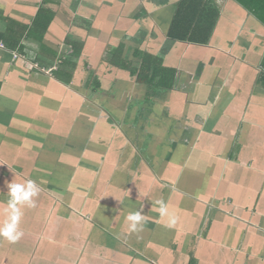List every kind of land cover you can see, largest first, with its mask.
<instances>
[{
	"label": "crops",
	"instance_id": "obj_1",
	"mask_svg": "<svg viewBox=\"0 0 264 264\" xmlns=\"http://www.w3.org/2000/svg\"><path fill=\"white\" fill-rule=\"evenodd\" d=\"M0 41V114L20 94L14 117L23 118L29 99L40 118L51 116L42 150L55 155L70 188H86L49 192L46 203L39 197L41 208L20 206L23 236L15 243L0 237V264H148L151 256L161 264H264L263 21L237 0H0ZM31 48L42 49L43 59ZM74 52L79 58L66 72L75 77L65 76L66 84L54 72ZM76 107L81 123L115 111L127 130H107L110 141L95 132L103 139L87 149L92 153L74 139L62 151L74 135ZM131 110L139 112L133 125ZM143 115L145 143L162 148L147 146L149 159L137 152ZM122 152L132 156V175H117ZM195 154L209 156L199 157L206 165L199 195L180 191ZM86 163L99 178L73 177ZM142 163L161 173L142 180ZM173 171L174 181L164 179ZM203 196L208 200L195 199ZM8 199L0 198V228ZM157 201L178 217L175 226H167ZM137 211L154 229L130 230L126 217ZM40 248L46 250L38 254Z\"/></svg>",
	"mask_w": 264,
	"mask_h": 264
},
{
	"label": "rangeland",
	"instance_id": "obj_2",
	"mask_svg": "<svg viewBox=\"0 0 264 264\" xmlns=\"http://www.w3.org/2000/svg\"><path fill=\"white\" fill-rule=\"evenodd\" d=\"M47 19L43 20V22H45ZM49 22V20H48ZM47 22V23H48ZM39 28H40V32L42 30V25L39 24ZM45 28V27H44ZM44 39H46L45 36H41ZM42 40V41H43ZM73 42V39L72 41ZM70 42V43H71ZM60 40L57 41L54 45L56 51L51 50L52 53L56 52L58 54V50H59V44ZM30 47V46H27ZM53 47V48H54ZM45 49V48H44ZM31 51L34 52L35 56H40V58L43 59V55L41 53L42 49H32ZM45 53L50 54L49 50H47ZM42 55V56H41ZM78 53L74 52L73 55H71L70 57V61H68L65 64H61L59 63L57 65L56 63V69L54 72L55 77L60 78L61 80L64 81V83L67 84V82L65 81V76L66 77H75L74 72L68 73L66 72L67 66H71L74 67L73 64L75 65V60L77 61L79 57H77ZM61 59V58H60ZM65 59V58H64ZM58 61V60H57ZM62 61V60H61ZM40 62L42 63V61L40 60ZM153 75L156 76V70L153 72ZM153 76V79H154ZM151 79V78H150ZM30 81L34 80V79H29ZM69 80V79H67ZM151 84L154 83L150 81ZM145 93V91H144ZM146 94V93H145ZM16 99L11 100V103H9L6 107H5V113L0 114V124H5L6 126L0 129V178H1V189H0V198L1 200L5 199L7 197V195L9 196L8 192V185L11 183H23L27 180H33L36 182V187L38 189H40V191L37 193L36 196H33L30 198L31 202L34 203V207H30L28 206V202H25L22 206L24 209L26 210H31L33 208H41L40 207V203L38 201L39 197L41 198V201H45V203L47 202V199L50 198L49 197V192L51 194H56L57 192L63 196L66 192V190H72L74 193L76 191L82 190V191H86L85 187H80V186H75L73 184V188H70L71 185L68 183L69 179H67V176L65 175V170L58 167L55 168L53 165V157L55 156L52 153H49L46 150H42V144L44 145L45 141L47 140V137L49 136V130H52L51 128H53L54 126V121L52 120L51 116H43L40 118V110L38 107L33 106L34 102L32 100L29 99L30 105H32L29 110L28 106L25 105L23 107L24 109V113H23V118L22 117H14L15 115V110L17 108V101L19 99L20 94L15 95ZM60 106V105H59ZM59 106H55L56 108H58ZM135 106V105H133ZM147 106V105H146ZM146 106H142L141 109L143 107L146 108ZM104 107V106H103ZM120 107V106H118ZM107 108H111L110 106H105L104 110ZM53 106L49 107V114L52 112ZM79 108H73V115H72V123H69V128L70 130L73 132V137L69 139V143L68 145H65L63 147V150L69 146L72 142V140L74 139V145H80L82 144L83 147L87 150L88 148H91L93 146H95V143L98 142L99 140L103 139L102 137L105 136L106 141H110V137L108 138L109 135H107V130H115L114 128H116L117 130H120L121 132H124V130H127L126 126L124 125L125 123L121 120H117L118 118V114L114 111V112H106V115L108 117H110L109 119L106 118V120H103L102 122H94V121H89V119H87V122H79L77 120V110ZM88 108H84L83 110H86ZM108 110V109H107ZM128 114H131L129 117V120L127 121L128 123H131V125H133L134 123L138 122L136 121V112L135 110H131V111H127ZM110 113V114H108ZM111 115V116H110ZM113 117V119H112ZM144 115L141 116V121L140 123H142V125H137V129H140V133L142 134V137L140 138L141 144L140 147L142 148H137V152H139L142 156H144V154H146L145 159H149V155L151 154H147L145 148L147 146H149V144L145 143V132H147V129H149V127L146 125V123L143 121L144 119ZM108 119V120H107ZM89 121V122H88ZM114 121H117V123H115ZM112 124H117L114 127H111ZM155 128V127H154ZM95 132H98V134L100 133L99 136H102L101 138L95 137ZM135 132V131H134ZM129 133L131 135V139H133L134 141H137L139 138L135 133ZM105 134V135H104ZM153 136H149V139H151ZM109 139V140H108ZM121 139H123V137H121ZM113 140L115 141V144H117L119 138L118 137H114ZM125 140V139H124ZM204 140V139H202ZM2 141H5L2 143ZM103 144H105V142H101ZM153 147H148L149 151H162V148L157 147L160 145H153ZM154 147H156L154 149ZM95 149V148H92ZM65 151L68 153V148L65 149ZM93 151V150H92ZM96 152V151H95ZM203 152V151H201ZM87 153H92L90 150H87ZM75 155V153H74ZM136 155L134 154L133 157H135ZM75 157V156H74ZM128 157H132L129 153H120V159H122V163L124 165V167H120L117 169V175H123L126 176L127 173H129V175H132L131 172L129 171H133L134 169L132 167H128L131 164V160H129ZM199 157H209L208 155L205 154H200L198 156H196L193 159H196V161L191 160L190 162V169L189 171H187V174L184 177V181H182L181 186H180V191L182 192L181 189H187L188 191H190V193L192 195H199V193L203 192L200 191L199 189V184L201 181V184L203 182V179L201 178V175L203 174V169H200L201 167L206 166L204 163V158H199ZM199 158V159H198ZM140 159V158H139ZM207 164V163H206ZM69 165L68 164V168L66 170V173L69 171ZM96 168L95 165L93 164H89L86 163L83 166L79 167V169L77 168L76 170H74V174L73 177H90V178H99L98 176H95L94 174V169ZM114 171V168H113ZM192 171L196 174V176L192 175ZM134 172V171H133ZM135 172H137V169H135ZM80 173H84L83 176H80ZM156 173H161V170L158 169L157 167L154 168H149L147 164L142 163L140 165V176L142 178V180L145 179L147 174H151V175H155ZM171 174L165 173L163 175L164 179H168L170 181H174V178L177 177V171H173L170 172ZM217 173V170L215 171V173H213V178H215V174ZM220 173V172H219ZM218 173V175H219ZM115 175V174H113ZM71 176V174H70ZM69 176V177H70ZM212 177H208L207 179L209 181H211L212 183H215L217 186V182H221L219 179H213ZM126 180V179H124ZM234 181V180H233ZM7 189V191L5 192V190ZM76 190V191H75ZM44 192H46L47 194H45ZM68 192V191H67ZM110 199V197H109ZM196 200L199 201H207L208 198L207 197H201L195 198ZM60 200H64V198H60ZM111 200V199H110ZM113 202L110 201L109 204H112ZM1 205L2 207L5 206L4 201H1ZM43 205V202H42ZM192 203L190 201H186L185 206L186 208H191ZM19 206V207H20ZM214 207H219V205L214 204ZM60 210V208L58 209ZM62 211V209H61ZM31 215V212H29ZM61 213H57V216H59ZM70 214V213H69ZM29 215V216H30ZM65 216V215H64ZM187 221V219H186ZM207 223V221H203L202 224ZM35 227V226H34ZM187 227V226H186ZM143 229H145V231L149 232L150 230L154 229V225L151 223L149 224H145L143 225ZM196 238L192 237L190 239H186V243L190 244L189 245V249L190 250V254H188L191 258H193V243L195 242ZM44 242V241H42ZM48 248V247H46ZM46 248H40L39 253L41 254V252L43 250H46ZM81 252V251H80ZM148 264H161V262H159L155 256H151L149 258V262H147Z\"/></svg>",
	"mask_w": 264,
	"mask_h": 264
},
{
	"label": "clouds",
	"instance_id": "obj_3",
	"mask_svg": "<svg viewBox=\"0 0 264 264\" xmlns=\"http://www.w3.org/2000/svg\"><path fill=\"white\" fill-rule=\"evenodd\" d=\"M8 189V220L5 225L0 228V237L7 239L10 243H15L23 236V232L17 229V223L21 218L19 206L28 202V206L34 207L35 205L31 202L30 198L36 196L40 189L36 187V182L33 180H27L23 183H11L8 185ZM157 203L160 205V215L168 217L167 226H175L178 222V217L169 213L167 205L163 201H157ZM126 220L129 222L131 231H138L142 229L145 217L141 212L137 211L127 215Z\"/></svg>",
	"mask_w": 264,
	"mask_h": 264
},
{
	"label": "trees",
	"instance_id": "obj_4",
	"mask_svg": "<svg viewBox=\"0 0 264 264\" xmlns=\"http://www.w3.org/2000/svg\"><path fill=\"white\" fill-rule=\"evenodd\" d=\"M252 14L264 22V0H237ZM144 70L142 71V75Z\"/></svg>",
	"mask_w": 264,
	"mask_h": 264
},
{
	"label": "built area",
	"instance_id": "obj_5",
	"mask_svg": "<svg viewBox=\"0 0 264 264\" xmlns=\"http://www.w3.org/2000/svg\"><path fill=\"white\" fill-rule=\"evenodd\" d=\"M4 47H5L4 44L0 41V48H4Z\"/></svg>",
	"mask_w": 264,
	"mask_h": 264
},
{
	"label": "flooded vegetation",
	"instance_id": "obj_6",
	"mask_svg": "<svg viewBox=\"0 0 264 264\" xmlns=\"http://www.w3.org/2000/svg\"><path fill=\"white\" fill-rule=\"evenodd\" d=\"M141 111V110H140ZM137 114L139 113V112H136Z\"/></svg>",
	"mask_w": 264,
	"mask_h": 264
}]
</instances>
